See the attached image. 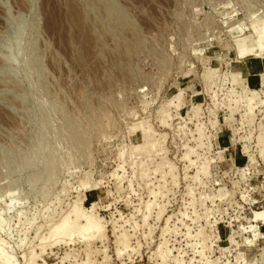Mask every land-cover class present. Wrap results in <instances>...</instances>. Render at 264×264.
<instances>
[{
  "label": "rangeland",
  "instance_id": "obj_1",
  "mask_svg": "<svg viewBox=\"0 0 264 264\" xmlns=\"http://www.w3.org/2000/svg\"><path fill=\"white\" fill-rule=\"evenodd\" d=\"M0 244L264 264V0H0Z\"/></svg>",
  "mask_w": 264,
  "mask_h": 264
},
{
  "label": "bare ground",
  "instance_id": "obj_2",
  "mask_svg": "<svg viewBox=\"0 0 264 264\" xmlns=\"http://www.w3.org/2000/svg\"><path fill=\"white\" fill-rule=\"evenodd\" d=\"M252 100V99H251ZM249 101V100H248ZM251 102V101H250ZM179 106V105H178ZM139 125V124H138ZM140 126V125H139ZM134 146V145H133ZM77 211V210H76ZM78 212H80V211H78ZM76 213V212H75ZM82 213V212H81ZM77 214V213H76ZM82 217H84L85 218V223H83V225L82 224H80V226L79 225H76V226H78V227H80L79 229H77L78 231L80 230V231H82L83 232V234H84V232L86 233V236L87 237H90V236H93L96 232L98 233L99 231H100V228H101V226H100V224H98V222H96L95 220H92L91 218V216H83L82 214H80ZM80 215H76L77 217L79 216L80 217ZM258 216V215H257ZM74 225V224H73ZM81 225H82V227H81ZM71 225H70V223H68L67 222V219H63V221H61L60 222V224L59 225H57L55 228H53L52 230V235H57V234H64L66 231H69V228H70V230H71ZM78 227H75V229L76 228H78ZM74 230V229H73ZM72 230V231H73ZM77 230H75V231H77ZM69 234H71V233H73V232H71V231H69L68 232ZM85 235V234H84ZM2 254H5L4 253V248H3V246H1V244H0V258H1V255ZM3 256V255H2ZM5 256V255H4ZM31 257V256H30ZM2 259H3V257H2ZM4 261V262H3ZM3 261H2V263H0V264H10V261H11V258L8 256V254L5 256V258L3 259ZM27 264H30V261H28L27 262ZM32 264V263H31Z\"/></svg>",
  "mask_w": 264,
  "mask_h": 264
}]
</instances>
